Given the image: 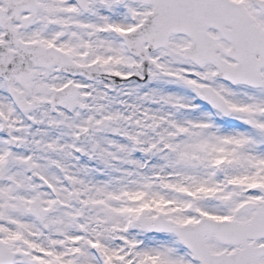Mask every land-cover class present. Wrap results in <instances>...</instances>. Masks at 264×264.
<instances>
[{"label":"snow or ice","instance_id":"obj_1","mask_svg":"<svg viewBox=\"0 0 264 264\" xmlns=\"http://www.w3.org/2000/svg\"><path fill=\"white\" fill-rule=\"evenodd\" d=\"M0 264H264V0H0Z\"/></svg>","mask_w":264,"mask_h":264}]
</instances>
